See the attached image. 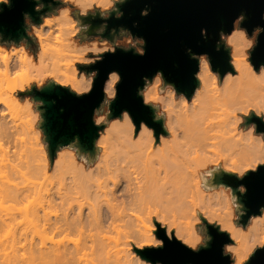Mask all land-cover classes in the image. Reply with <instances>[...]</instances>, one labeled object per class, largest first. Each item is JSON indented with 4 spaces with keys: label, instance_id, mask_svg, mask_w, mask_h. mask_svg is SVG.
I'll use <instances>...</instances> for the list:
<instances>
[{
    "label": "bare ground",
    "instance_id": "6f19581e",
    "mask_svg": "<svg viewBox=\"0 0 264 264\" xmlns=\"http://www.w3.org/2000/svg\"><path fill=\"white\" fill-rule=\"evenodd\" d=\"M111 3L112 0H96V4L102 9ZM78 8L86 11L89 8L88 0H80ZM76 22L69 7L61 9L58 15L46 18L42 26L33 30L38 38L39 48L41 43L45 45L54 43L58 25H76ZM65 36L70 37L67 30ZM233 39L245 45L247 40H250L248 37L243 40L239 35ZM93 43L107 47V44L99 45L96 41L80 43L74 37H70L64 47L70 46L72 50L79 48L80 51H86ZM81 45L85 47L81 48ZM20 49L31 56L32 63L37 66L41 62H48L49 70L56 72L55 78L51 77L54 82L75 77L74 83L78 81L80 85L84 84V81L79 80L81 73L77 69L78 62L75 58L64 57L63 63H59L53 69L51 61L55 57L51 54H45L39 49L37 56H34L24 45ZM22 54H16L9 61L10 71H14L19 66L18 58ZM260 65L257 68L253 67L251 62L245 60V53L238 49L235 67L230 65L223 74H214L215 79L207 72L203 73V85H199L196 80L197 84L189 96L178 94L175 97L176 115L170 118L168 114H165L168 131L165 129V133H160L157 141L154 140L153 131L147 128L137 136L135 130L131 128L132 121L129 124L121 119L118 123L117 121L110 123L106 131L97 136L96 143L99 137L114 131L131 149L127 154L134 153V157L130 156L132 159L124 160L123 165L120 163L101 165L100 162L98 164V160L89 164L98 155L97 144L95 151L79 148L90 159L88 163L84 158L79 159L81 169L74 171L75 179L79 183L72 182L73 177L68 174L69 172L65 174L61 172L59 188L49 189L45 194L43 205L28 212L34 219L45 220L46 227L52 235L49 245L37 247L38 245L33 243L29 246V250H26L27 253H23L24 251L20 252L14 246L13 249L11 248L13 251L6 252L4 249L6 246L3 247L0 244V264L7 261L8 263L5 264H140V262L151 264L150 261L135 254L132 240L141 243L145 239L143 233L155 229L149 225L153 223V217L156 219L152 208L181 204L185 208H191L189 198L198 196V185L203 183L202 172L206 169L203 165L217 166L216 162H218L222 163L224 170L239 171L237 165L246 157L233 153L225 158L224 154L227 151L225 146L231 145L235 136L241 132L245 133V138L248 135H256L264 140L261 134H249V127L243 129L241 125L239 126L241 113L251 109L264 114V76L259 74ZM197 89H199V95L196 94ZM15 92L10 89L5 91L0 97V109H12L20 104L21 99ZM120 117L122 116H115L112 119ZM138 130L140 127L136 132ZM61 149H57L52 163ZM33 152L35 153L33 158L37 157L36 163L42 168H56L60 164L58 158L49 167L45 151ZM195 153L199 155L193 159L192 156ZM127 157L129 156L125 158ZM234 159L236 164L232 163ZM94 178H99L101 183L98 185ZM216 181L218 182L217 177ZM12 185L0 187V194L14 200H22L31 196L32 193L36 194V190L32 187L23 186L22 188L13 183ZM221 190L226 191V189ZM202 206L209 210V219H220L222 226L235 237L234 241L230 240L226 243L231 244L235 264H244L245 257L253 250L245 243L247 225L249 220H257L258 223L264 224V220L257 219L261 212L251 214L248 222L242 223L235 220V214L231 219L227 216L215 217L207 202ZM132 210H135L138 215L132 216ZM11 217L10 214L0 213V230L10 225ZM137 227L141 231H136ZM177 228L180 229L178 226ZM195 228L200 234L198 223ZM187 231L189 229H182V227L180 229L182 235H185ZM21 234L23 233L18 231L14 237L20 239ZM56 234H64L65 237L71 235V237H67V241L62 238L61 241L59 239V242H54L53 237ZM110 234H115V239ZM155 239L159 240L158 237ZM5 256L7 261L3 258ZM234 261L231 260L229 264H234Z\"/></svg>",
    "mask_w": 264,
    "mask_h": 264
},
{
    "label": "water",
    "instance_id": "95a60500",
    "mask_svg": "<svg viewBox=\"0 0 264 264\" xmlns=\"http://www.w3.org/2000/svg\"><path fill=\"white\" fill-rule=\"evenodd\" d=\"M41 1L44 8L40 12L35 10V4ZM49 0H12L11 7L0 4V35L3 38L19 40L29 37L24 21L25 14L32 21L40 22V15L50 9ZM52 5H56L54 2ZM123 14L115 23H107L108 27L122 26L131 31L133 35L146 40V54L139 56L134 50L125 52L117 49L116 53L106 54L102 63L92 65L99 69L91 95L77 97L69 90L56 85L54 81L46 83L39 89L32 86L30 90L35 99L42 100L38 108L42 116L40 126L47 142L51 158L60 145L77 140L80 149L88 148L95 151L94 142L102 127L95 126L92 114L93 108L99 106L102 99V87L108 72L118 70L122 81L118 85V96L111 105V116H119L121 110L131 112L135 130L140 120L153 129L158 139L160 133H165L163 120L153 121V113L149 108L142 106L141 98L137 96V88L143 84L142 77H151L157 70H162L167 81L175 84L178 92L189 96L195 85L194 73L198 69L196 60L190 59L186 49L191 48L196 53H208L213 69L223 74L230 68L228 53L223 49L215 50L218 32L223 29L230 32L233 21L241 13L246 19L241 24L248 34L254 27H264V0H127L118 5ZM148 8L149 14L142 16L141 11ZM114 12L111 14V16ZM206 28L208 35L201 36V29ZM116 47V46H115ZM121 47V46H120ZM250 61L255 68L264 63V32L259 36V43L251 53ZM79 69L84 67L78 64ZM85 70V69H84ZM91 70V69H88ZM49 84V85H48ZM110 109V108H109ZM246 122L257 125L256 131L264 136V120L251 112L245 117ZM218 175V182H224L235 188L238 184L246 185L247 195L241 196L248 209V213L238 222L245 223L251 214L259 213L260 206L264 205V166L256 173H249L243 180L234 175L223 173ZM156 235L165 240V246L160 249H145L135 251L143 258L152 261L158 260L161 264H229L231 257L221 255L223 243L231 239L228 233L219 234L218 228L209 227L213 237L207 249L201 248L193 252L181 243L173 240L169 242L165 232L156 222ZM247 264H264V249H257Z\"/></svg>",
    "mask_w": 264,
    "mask_h": 264
},
{
    "label": "clouds",
    "instance_id": "9594fccd",
    "mask_svg": "<svg viewBox=\"0 0 264 264\" xmlns=\"http://www.w3.org/2000/svg\"><path fill=\"white\" fill-rule=\"evenodd\" d=\"M53 2L55 4L61 2L64 4L74 3L77 7L80 4V0H49L50 7ZM126 2L127 0H114L110 7H108V5H105V7L108 9L107 16H104L101 12H99V15L103 18L104 23H102L95 29V34H98L105 41L115 42L116 38L122 33H131L130 30L124 27H120L119 30H117L116 28H112L110 30L111 39L103 35V33L108 29L107 19L113 12L115 13V17L117 19L121 18L123 16V12L118 8V5H122ZM11 3L12 0H0V4L7 5L8 7H11ZM94 4H96V0H88L89 8H92ZM44 6V3H42V6H38V3L36 2L35 10L37 12H40L41 9L44 8ZM96 6L99 7L98 4H96ZM51 9L54 8L52 7ZM149 11L150 10L148 8H145L141 11V15L147 16L149 14ZM88 15L89 14L85 11H81L79 13V17L86 18L88 17ZM92 16L95 17L96 13L92 14ZM261 18L264 19V14H262ZM245 19V13L241 12L233 21V26L229 33H226L223 29L218 32L219 38L216 41L215 50L217 52H220L222 49L226 51L229 58L228 63L234 67L236 61V51L238 49L242 50L245 53V60L250 62L251 53L255 50L257 44L259 43L260 34L264 32V27L256 26L254 27L251 35V37H254V40H247L246 45L244 43L234 41L233 38L237 37L238 35L243 40H246V38L249 37L247 30L241 27V24L245 21ZM86 25L88 27H85ZM57 27L58 30L56 31L54 36V43L47 45L41 43L40 49L41 52L45 54H51L53 57H55L51 61L53 69H55L59 63H63L62 58L64 57L75 58V60L84 67L85 71H81V75L79 77L80 81H84L83 85H80L78 81L74 83L73 81L76 80L75 77L64 80L62 82H55L56 85L69 90L77 97L91 95L94 88L95 79L99 75V69L91 68V66L97 63H102L106 54L114 55L118 48L125 52L134 50V54L139 56H144L146 54V40L143 37L139 36L135 37L140 38V48H137L135 45H132L130 47H120L119 45H117L114 48H107L98 46L95 43H93L90 48H87L86 51H80L79 48L77 50H72L70 46L68 48H65L64 45L67 44L68 39L70 37L77 36L81 29L84 31V34L86 36L89 35L91 24L83 23L80 20V28H77L75 24L58 25ZM66 30L70 33V37L65 36ZM131 35L134 36L132 33ZM207 35V29L202 28L201 36L206 39ZM225 36H227V40L225 39ZM80 47L83 48L85 46L81 45ZM16 51L23 54L18 58L19 66L14 71H10L9 61L13 56L16 55V52H12L10 54L9 51H5L2 47H0V97H2L5 91L9 89L12 91L19 90L20 92L30 90L31 87L26 88V85H28L31 81L43 80L46 77L55 78L56 72L55 70H49L48 62H41L40 65L37 66L32 63V57L24 52L23 49H17ZM186 52L189 54L190 59L197 61L198 70L194 73V78L199 82V85H203V73L207 72L210 76L213 77V79H215L214 74H219L218 71L213 70L211 58L208 53H196L193 52L191 48L186 49ZM84 57L89 58L85 59ZM34 69H36V71H34ZM83 73L88 74L87 79L85 78ZM226 74L224 75L225 85L227 84ZM259 74L261 76H264V63H262L259 67ZM142 80L143 84L141 87L137 88L136 94L141 98L142 106L152 110L153 121L159 122L162 118L164 119V116L161 115V113L168 114L170 118L175 116L177 111L175 105V97L177 94L183 96L185 93L178 92L175 84L166 80L162 70H157L151 77L145 75L142 77ZM121 81L122 76L118 70H111L110 72H108L107 78L104 81L102 87V99L99 103V106L93 108L92 119L95 126H99L101 124V121L104 119V117H100L99 119L94 120L96 112L103 104L109 105L110 119L111 105L115 102L118 96V85ZM196 94L199 95V89H197ZM38 101H41V105L43 104L42 100ZM157 105H160V107L157 108ZM28 107L31 108V105L29 104ZM255 114L261 120H264V114L256 111ZM233 115H235V113H233ZM248 115V112L244 113V116ZM120 116H122V119L124 121L129 122V124L133 119L131 112L127 109L121 110ZM118 122L119 121H117V123ZM240 123H243V121H240ZM139 126L141 129H144V123L142 120H140ZM163 126L168 131L166 125L164 124ZM256 128L257 125L255 123L250 124L248 133H255ZM225 147L227 148V151H225L224 154L225 158L235 153L236 155L246 157V159L242 160L241 163L237 165V167L240 169L239 171L223 170V173L234 175L238 180H243L249 173H256L259 171L261 166H264V140H262L260 136L248 135L247 138H245V133L241 132L239 135L235 136V139L233 140V143L231 145H226ZM198 155L199 153H195L192 158L195 159ZM216 163L217 167L214 171H206L203 174V183L199 184L197 189L198 196L189 198V202L192 205L191 208H185L183 204L178 205L177 211L172 212L170 220L166 219L163 215L156 216V221L160 225V228L164 230L165 236L169 242L175 240L191 251L199 252L201 248L207 249L209 247V244L213 240V237L209 232V227L218 228L219 234L228 233L231 240H235V237L231 236L230 231L222 226V224L220 223V219L208 218L209 210L204 208L202 205L207 202L211 206L210 211L215 217L222 218L224 216H227L229 219H231L232 215L238 214L239 220L242 216L248 213L246 205L240 199L241 196L247 195L248 189L246 185L242 183L233 188L231 185L226 184L222 181L217 182L216 177L223 174L218 162ZM232 163L236 164V160L234 159ZM203 167H207V165L205 164L203 165ZM68 174L73 177V183H79L75 179L76 174L74 171L69 170ZM94 180L98 185L101 183L99 178H94ZM221 189H226V191H222ZM197 212H199V216H197ZM260 212L261 215L257 219L264 220V205L260 206ZM131 214L132 216L138 215L135 210H132ZM201 219L204 222L203 233L206 236V239L203 240L201 239L199 232L195 228V225L199 223ZM178 224L184 225L186 229H189V231H187L185 235H182L177 228ZM136 231L139 232L141 230L139 227H137ZM153 231H155L156 233L155 229H151L143 233V235L145 236L143 242L136 243L135 240H132V244L137 249H139L140 252H143L145 249L163 248L165 246V240L159 238V240L156 241L155 236L157 235L155 234V236H153ZM245 243L250 245L253 249V251L247 257H245V260L248 261L255 250L264 249V224L258 223L257 220H252L251 225L249 226L248 224ZM230 245L231 244L229 243H223L221 248V255L226 258L230 256L234 261V256ZM150 262L152 264V261ZM140 264H142V262H140ZM155 264H161V262L157 260Z\"/></svg>",
    "mask_w": 264,
    "mask_h": 264
},
{
    "label": "rangeland",
    "instance_id": "374dc122",
    "mask_svg": "<svg viewBox=\"0 0 264 264\" xmlns=\"http://www.w3.org/2000/svg\"><path fill=\"white\" fill-rule=\"evenodd\" d=\"M113 1L114 0H112V3ZM111 4L108 7H110ZM52 7L54 9H51ZM66 7L70 8V13L72 17L77 21L76 22L77 28H80V20L83 23H90L87 17L86 18L79 17V13L81 12V10L78 7H76L73 3L64 4L62 2L56 5H51L49 10L41 14L40 15L41 21L44 16L58 15L59 14L58 10L66 8ZM100 8L97 6H93L92 8H87L85 12H87L89 15L91 13L93 14L96 13V15H99V12H101L104 16H107L108 9L103 8L104 9L103 10L102 8L101 9ZM47 18H51V17H47ZM41 21L40 22H35L32 20L29 21L26 25V32L29 27V24L37 25L41 23ZM85 27H88V26L86 25ZM120 27L122 26H119L116 29L119 30ZM34 29H38V28H34ZM93 29H96V26L95 28H93L91 25L90 33L87 36L84 34V31L81 29L80 32L77 34V36H75L74 38L77 39V41L80 43H91L93 41H96L99 45H102L103 43H105L107 44V48H114L117 45L121 47H130L132 45H135L137 48L141 47L140 38L135 37L136 35L132 36L131 33L129 32L122 33L120 36L116 38L115 42H113V41H105L99 35L95 37L92 36ZM29 32H31V29L29 30ZM28 35L30 34L28 33ZM248 35H249L248 38L250 40L251 39L254 40V37H251L252 33ZM226 37L227 36H225V39ZM107 38L111 39V37H107ZM31 39H32L31 36H29L27 38L23 37V39H19L16 41L13 39L3 38L0 35V47L1 46L4 47L3 49L5 51H9L10 54L12 52H16V54L19 55L21 54V52H17L16 50L20 49L21 46L24 45L32 54H34V56H37L39 49H40L38 45V40L37 42H33ZM18 44H22V45L18 46ZM91 58H94V57H91ZM78 64L79 63H76V66H77V69L80 71V73L81 71H85L84 69H79ZM83 74L88 77L87 73H83ZM38 81L39 80H34L28 85V87L26 86V88L31 87L32 89V86H34L35 88H40L46 83L53 81V79L51 77H46L44 78V80H42L43 82L42 81L40 82L41 84L40 83L38 84L37 83ZM30 90H25L23 92H20L19 90H17L15 94L21 99L20 104L14 106L12 109H9V108L5 110L0 109V129L2 126L4 127V128L2 127V129L0 130V187L2 188L3 186H7V185L11 186L13 183V184H18L19 187L22 186V188H24L23 186H25V188L29 186L36 190V194L32 193L31 196L29 195L30 197L28 196L27 198H24L22 200L10 199L0 194V213L10 214L12 216L10 219V223H9L10 225L0 230V244L1 246L3 245V247L6 246L4 248L6 252L7 250H11L13 246L17 248L20 252L24 251L23 253H25L26 250L27 251L29 250V246H32L31 244L33 243L35 245L37 244L38 245L37 247L49 245L52 235L49 233V230L46 227L45 220L44 219H34L31 217L29 213L30 211L43 205L45 201V196H46L45 194L49 189L59 188L61 172L65 174V173H68L69 170L71 171L80 170L81 165L79 164V159L84 158L87 161V163L90 161V159L85 154V152L79 150V147L77 145V140H74L72 142L60 145L58 147L59 149L61 148L62 149L58 151L57 156L54 159V161H56L59 158L60 160L59 166H57L56 168L46 169V168H42L40 165H37L38 164L36 163L37 157L35 156L36 158H33L34 157L33 154L35 153L34 152L32 153V151H36V152L45 151L47 155V159H48V165L49 167H51L54 164V161L52 163V160L55 157L57 150L54 156L51 158L48 152L47 142L44 138L45 135L40 126L42 116L38 108V105H41V101H38V99H35L32 96ZM176 96H178V94ZM29 104L31 105V108L28 107ZM159 107L160 106L157 105V108ZM109 112H110L109 105L103 104L94 116V120L96 118L99 119L100 117H104V119L101 121L102 127L99 130L100 135L106 131V128L109 126L110 123L119 121L122 119V117L114 118V119H112L113 117H110L109 119ZM251 112H254V110L250 109L248 111L249 114ZM260 113L263 114V112H260ZM161 115L164 116V119L162 118L163 125L164 124L166 125L165 113H161ZM245 117L246 116H244V113H241V121H243V123L241 124L239 122V126L241 125L240 127H243V129H247L248 127H250V124L253 123V122L247 123ZM130 125L132 126L131 128L135 130V124L133 121ZM145 128L153 131V129L148 127L146 124H144V129ZM142 130L143 129L140 128V130H138L137 132L135 130L134 132L138 136L140 135ZM1 133L3 134L1 135ZM255 133L263 135V133L259 131H256ZM153 137H154V140L157 141L154 133H153ZM96 144L98 148V155L94 158L93 161H90L89 164H92L96 160H98L97 161L98 164L100 162L101 165L105 163H109V164L120 163L121 165H123L124 160L132 159L130 158V156L134 157L133 156L134 153H130L129 155L127 154L128 151L131 149H129V147L126 145L123 139L120 138L119 135L114 131H110L104 137H99L97 140V143L95 140L94 142L95 150H96ZM126 156H129V157L125 158ZM42 161L44 162V160ZM218 164L221 169V172H223L224 169L222 168V163H218ZM207 167L206 169H204V172H202V180H203V174L205 173V171H214L217 166L216 165L213 166L209 164ZM5 178L7 179L5 180ZM7 180H9L10 182ZM12 186H15V185H12ZM177 206L178 205H170V206H165V207L158 206L156 208H152V211H153V214H155L156 216L163 215L165 216L166 219L170 220L172 212L177 211ZM193 219H196V218H193ZM248 219L246 220V222H248ZM235 220L238 221V214H235ZM152 222L153 223H150L149 225L151 227H155V230H156L157 221L154 217L152 219ZM248 224H250V222ZM177 226L180 229L181 227L182 229L185 228V226L182 224H178ZM198 227L200 230L201 239L202 240L206 239V236L203 233L204 222L202 219L198 223ZM18 231H21L23 233L20 235V239L14 237V235H16ZM153 233L155 236V231ZM114 235H111V236L114 238L115 237ZM67 237L69 238L71 237V235ZM67 237H65L64 234H56L53 237V241L59 242L58 240L60 239L61 241L62 238H64L63 239L64 241L65 240L67 241L68 240ZM113 238L112 240L115 239ZM112 240H111V244L113 242ZM108 241L109 240H107V242ZM133 249L135 251L134 247ZM135 254L139 255L136 251H135ZM3 258H5L6 261L8 260L6 256ZM5 263H8V261L2 262L1 264H5ZM244 264H247L246 260L244 261Z\"/></svg>",
    "mask_w": 264,
    "mask_h": 264
},
{
    "label": "flooded vegetation",
    "instance_id": "af4514ba",
    "mask_svg": "<svg viewBox=\"0 0 264 264\" xmlns=\"http://www.w3.org/2000/svg\"><path fill=\"white\" fill-rule=\"evenodd\" d=\"M47 4L49 5V1L47 2ZM51 5H52V4H51ZM38 6H42V2H41V1L38 2ZM60 10H61V9H59L58 12H59ZM92 14H93V13H91V14L87 17V19L90 21V23H92L91 25H92L93 28H95V26H96V28H97V27H99L102 23H104V20H103L102 17H100V15H96L95 17H93ZM52 16H55V15L44 16V17L42 18V22L39 23V24H37V25L29 24L28 29H29V30L31 29V32H29L28 29H27V32L30 34L29 36H31V38H32L31 40H32L33 42H37V40H38V38H36V37H37L36 34H34V32H33L34 28H39L40 26H42L41 24L44 23V20H45L47 17H52ZM126 17H128V16L125 15V14H123V16H122L121 18L117 19V18L115 17V13H114L112 16H110V17L107 19V23H111V24H113V23H115L116 21H118V20H120V19H122V18H126ZM31 20H32L31 17H30L29 15L25 14V16H24L25 24L27 25V23H28L29 21H31ZM112 28H115L114 25L108 27V29L103 33V35L106 36V37H111V36H110V30H111ZM92 34H93L92 36H94V37H95V36H98V34H95V29L92 30ZM20 45H22V44H18V46H20ZM38 45H39V42H38Z\"/></svg>",
    "mask_w": 264,
    "mask_h": 264
}]
</instances>
